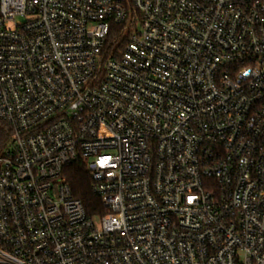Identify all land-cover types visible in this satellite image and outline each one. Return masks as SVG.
Listing matches in <instances>:
<instances>
[{
  "label": "built area",
  "instance_id": "2783aa9c",
  "mask_svg": "<svg viewBox=\"0 0 264 264\" xmlns=\"http://www.w3.org/2000/svg\"><path fill=\"white\" fill-rule=\"evenodd\" d=\"M0 264H264V0H0Z\"/></svg>",
  "mask_w": 264,
  "mask_h": 264
},
{
  "label": "trees",
  "instance_id": "16d2710c",
  "mask_svg": "<svg viewBox=\"0 0 264 264\" xmlns=\"http://www.w3.org/2000/svg\"><path fill=\"white\" fill-rule=\"evenodd\" d=\"M113 31V34H117V36L121 35L120 27H114ZM121 45L122 43L117 46ZM63 177L71 187L73 195L82 201L89 215H95L103 211L100 199L92 191L91 176L82 159L79 158L67 165L63 170Z\"/></svg>",
  "mask_w": 264,
  "mask_h": 264
},
{
  "label": "rangeland",
  "instance_id": "374dc122",
  "mask_svg": "<svg viewBox=\"0 0 264 264\" xmlns=\"http://www.w3.org/2000/svg\"><path fill=\"white\" fill-rule=\"evenodd\" d=\"M129 31H132V29H130V30L127 29V30L125 31V35H127ZM58 181H61V180L59 179Z\"/></svg>",
  "mask_w": 264,
  "mask_h": 264
}]
</instances>
